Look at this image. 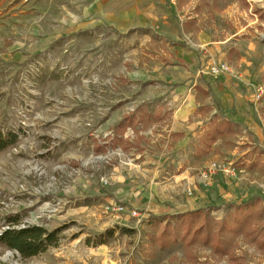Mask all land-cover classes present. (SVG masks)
<instances>
[{
  "label": "rangeland",
  "instance_id": "374dc122",
  "mask_svg": "<svg viewBox=\"0 0 264 264\" xmlns=\"http://www.w3.org/2000/svg\"><path fill=\"white\" fill-rule=\"evenodd\" d=\"M177 2L0 0V133L18 136L0 150V234L63 228L31 257L0 241V264H264L243 234L228 253L155 241L198 190L210 218L241 202L264 211V5ZM214 49L235 75L208 72ZM127 115L140 116L125 133L139 149L113 139ZM225 119L234 133L205 147ZM214 161L236 173L205 183Z\"/></svg>",
  "mask_w": 264,
  "mask_h": 264
},
{
  "label": "trees",
  "instance_id": "16d2710c",
  "mask_svg": "<svg viewBox=\"0 0 264 264\" xmlns=\"http://www.w3.org/2000/svg\"><path fill=\"white\" fill-rule=\"evenodd\" d=\"M148 117L161 119L159 112ZM136 121H141L140 116L136 118L134 115H127L119 122L117 135L113 139L123 149H128L130 145L139 149V141L133 142V145L125 136L128 127L136 126ZM233 133L234 127L230 120L217 122L206 133L203 139L204 146L211 147L219 138L230 136ZM137 135L138 139L145 138L140 134ZM17 137L16 133L7 135L0 133V150L16 142ZM100 147L102 150L103 146ZM263 219L264 211L261 207L251 206L245 202L239 203L224 219L210 218L202 209H196L179 214L174 220L175 224L171 221L165 224L163 229L156 234L155 241L161 247H168L176 243L178 237H181L187 245L199 239L211 245L216 252L228 253L234 237L243 234L249 241L257 243L264 250V237L261 238L257 233V227ZM62 229L59 227L50 230L39 224H26L18 228L9 226L0 234V241L18 251L22 256L31 257L56 244Z\"/></svg>",
  "mask_w": 264,
  "mask_h": 264
},
{
  "label": "built area",
  "instance_id": "2783aa9c",
  "mask_svg": "<svg viewBox=\"0 0 264 264\" xmlns=\"http://www.w3.org/2000/svg\"><path fill=\"white\" fill-rule=\"evenodd\" d=\"M170 2L175 5L177 4V0H170ZM208 72L215 77H219L222 76L223 74H228V73L234 74V69L231 66V64H229L228 61H217L212 63ZM261 95H262L261 92H258L257 99H259ZM216 171H223L227 175H234L236 173L235 167L228 166L226 165L225 162L214 161L210 164V166L207 167L205 171L200 173V177L203 179V181H205V183L206 182L209 183L208 180L212 178V176ZM189 192L191 193V190H189ZM124 208H125L124 206L120 204H116L111 209L116 212H121L123 211Z\"/></svg>",
  "mask_w": 264,
  "mask_h": 264
},
{
  "label": "crops",
  "instance_id": "0c3cea01",
  "mask_svg": "<svg viewBox=\"0 0 264 264\" xmlns=\"http://www.w3.org/2000/svg\"><path fill=\"white\" fill-rule=\"evenodd\" d=\"M259 2H262V3H260V5L262 6V5H264V2L262 1V0H259ZM172 4V3H171ZM174 7H176L177 8V6H178V2H177V4L175 5V4H172ZM173 7V8H174ZM262 7H264V6H262ZM98 8V7H97ZM175 8V9H176ZM133 13H135V12H133ZM133 16V18H134V14H132ZM132 18V19H133ZM171 18H172V16H171ZM196 20L193 18V19H190V20H186L185 22H184V27H185V30L186 31H189L190 29L188 28V24H190L191 22H195ZM167 22V25L168 24H170V26H172L171 25V20H167L166 21ZM213 50V49H212ZM224 51V50H223ZM221 52V51H219V52H221V53H219L218 51H216V49H214V51H213V54H211L210 56L212 57V59H211V61L212 62H217V61H223V59H224V56L226 55L225 54V52ZM230 51H234V52H236V50L234 49V48H231L230 49ZM227 53V52H226ZM219 54H221V55H219ZM226 59V58H225ZM228 74H224L223 76H220V79H228ZM198 88H200V86H196V89H198ZM219 140V139H218ZM217 140V141H218ZM216 141V142H217ZM215 142V143H216ZM189 171H185V173L183 174V176L184 177H186L187 176V173H188ZM191 176V179H192V175H190ZM202 196V193L198 190L197 192H196V194H195V198H192V200H190L189 201V203H188V205L187 204H185L184 203V205L186 206V208L187 209H189V210H187V211H192V210H194L196 207H197V203H198V201H200L201 202V199H200V197ZM177 205V204H176ZM153 208V207H152ZM186 211V212H187Z\"/></svg>",
  "mask_w": 264,
  "mask_h": 264
}]
</instances>
